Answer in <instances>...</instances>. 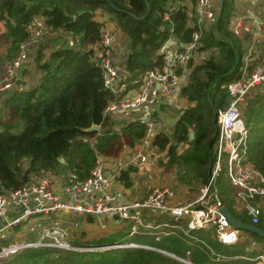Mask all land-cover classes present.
Returning a JSON list of instances; mask_svg holds the SVG:
<instances>
[{
	"label": "trees",
	"instance_id": "1",
	"mask_svg": "<svg viewBox=\"0 0 264 264\" xmlns=\"http://www.w3.org/2000/svg\"><path fill=\"white\" fill-rule=\"evenodd\" d=\"M216 2L218 11L214 21L209 22L207 28H199L197 50L207 55L199 62L189 57L186 63L189 73L178 91L187 105L174 110L178 117L169 130L156 129L149 158L144 162H149L150 168L152 162L165 164L179 186H187L189 191H197L208 180L215 160L217 112L227 107V86L240 78L246 54L244 44L248 37L246 34L237 37L230 29L235 14L234 0ZM99 10L112 17L128 40V51L120 65L126 82L161 67L160 47L170 36L187 44L192 32L198 30L193 23L195 0H0V23L5 29L0 41H8L15 51L28 34L26 26L40 17L51 31L61 30L75 41L52 49L46 56L41 51L38 53L36 63L30 62L37 72L33 86L24 82L21 91L0 93V104L6 109L4 120L0 118V193L31 182L36 175H30L36 173L61 176L60 173L68 169L69 173L85 178L96 165L98 156L132 153L143 138L146 126L139 117L116 124L114 116L104 113L107 104L123 94L115 95L104 88L101 69L90 47L97 44L101 36L103 23L96 17ZM28 67L22 72H28ZM258 87L246 95L241 117L248 130L247 158L264 175V83ZM256 88L259 91L254 92ZM92 125L98 126V130L88 131ZM144 163L128 164L117 177L119 185L131 189L132 197L143 198L148 193L149 189L140 193L141 183L137 179L142 177L138 176L140 171H149L141 166ZM149 180L154 181L152 175ZM218 186L221 200L236 215L234 189L224 174ZM247 199L251 203L257 200ZM237 216L244 222L250 221L245 214ZM95 219L87 216L80 221L91 223ZM109 219L96 220L109 224ZM123 223L93 244L137 240L195 264H255V257L264 253L254 249L246 252L244 244L240 248L231 246L225 252L223 245L205 230L191 232L205 244L173 235L163 236L158 241L153 236L126 237L130 225ZM256 225L264 228V214ZM246 232L258 242H264L258 234ZM37 234L34 240L19 242L11 233L0 237V251L10 244L53 242L49 237H42V231ZM243 254L254 258H233ZM7 255L0 263L12 257L6 264H184L158 251L136 247L73 250L43 245L23 247Z\"/></svg>",
	"mask_w": 264,
	"mask_h": 264
},
{
	"label": "built area",
	"instance_id": "2",
	"mask_svg": "<svg viewBox=\"0 0 264 264\" xmlns=\"http://www.w3.org/2000/svg\"><path fill=\"white\" fill-rule=\"evenodd\" d=\"M215 0H195L194 19L198 30L192 32L191 40L184 44L174 36H170L160 47L163 63L160 68L145 71L137 79L130 82L123 81L120 66L116 62L118 54L115 48L117 32L114 27L103 25L101 36L93 49L94 59L101 69L102 81L105 89L116 98L107 104L105 114H122L138 111L141 113L139 121L145 124V134L139 145L126 158L112 162L98 159L90 174L80 178L75 173L61 176L41 174L35 176L31 182L18 189L0 193V237L33 217L41 216L39 221L29 224L33 231H42V237L48 230H55L61 235L53 242L43 243L22 242L10 244L2 248L0 256L14 253L18 249L30 246L62 245L66 231L61 228L64 220L74 223L73 234L76 230V219L87 216L101 219L109 217L126 222L130 225L126 237L149 235L158 241L162 235H176L179 238H192L194 243L205 242L191 232L195 230H211L223 244H232L238 239V230L232 228L226 215L222 211V202L217 190V179L224 172L231 185L239 188L237 195L247 200L245 210L251 217V224H258L264 214V203H251L247 198L256 195L264 197V186L257 182H264V175L247 160L248 130L242 120L240 103L244 101L251 89L264 82V66H256L247 74L242 70L240 78L227 86L228 105L217 112L218 137L216 142V156L210 170L207 182L199 188L198 195L189 200L178 197L168 186L153 187L143 198H127L121 192L117 177L128 164L144 163L148 160L152 137L159 127V121L153 114L166 100L178 94L185 84L184 70L187 60L197 50L204 21L213 22L216 16ZM256 29L255 36H259L260 18L252 14ZM194 25V24H193ZM239 25V24H237ZM27 36L18 44L14 54L5 59L0 67V93L5 94L13 89L21 91L24 88L22 71L31 62L33 50L46 38L51 29L44 18L40 17L26 26ZM238 28L234 33L238 34ZM78 41V40H77ZM10 210L16 213L9 216ZM64 216V220L58 216ZM160 216L168 220L157 219ZM152 218V219H151ZM47 221V225H45ZM68 221V222H69ZM67 237V236H66ZM63 241V240H62ZM93 250H103L116 247H136L155 250L184 264H195L185 257L155 248L141 242L128 244H107ZM72 249V247H68ZM80 248L78 250H85ZM189 250L186 254H189ZM257 264H264V254L256 258Z\"/></svg>",
	"mask_w": 264,
	"mask_h": 264
},
{
	"label": "crops",
	"instance_id": "3",
	"mask_svg": "<svg viewBox=\"0 0 264 264\" xmlns=\"http://www.w3.org/2000/svg\"><path fill=\"white\" fill-rule=\"evenodd\" d=\"M261 1L262 2H264V0H234V6H235V14H234V16H233V19H232V21H231V26H230V29H231V31L233 32V34L234 35H236L237 37H240L243 33H246L247 34V32H248V35L250 36V38H252V42L250 41V38H248V40L247 41H249V45L247 46V49H246V54H245V57H244V66H243V68H242V70L244 69V68H246V72H247V74H249L251 71H252V69H254L256 66H264V55L262 54V52L259 50V48L257 47V42L259 43V41H260V39L262 38V36H263V34H264V32H263V25H264V19H263V17H262V13L263 12H256V7H258L259 6V4L261 3ZM215 5H216V0H215ZM244 6H247V7H244ZM214 9H215V7H214ZM216 10V12L218 11V8H216L215 9ZM246 12H247V14H246ZM244 13V14H243ZM237 14V15H236ZM252 14H255V15H257V16H259V18H260V29H261V32H260V35L259 36H255V30H257L256 29V24H255V21H254V18H252ZM97 19H98V21H101L102 23H103V25H109V26H112V27H114L116 30H118V32H117V39H116V42H115V48H116V52H117V54L118 55H124L125 54V51H126V53H127V51H128V49H127V44H126V42H125V39L124 38H122L121 36L123 35L120 31H119V29L116 27V25H115V22L114 21H112V19L110 18V16L108 15V14H106V13H104V12H101L100 10L97 12ZM248 21H247V20ZM244 21V22H243ZM192 23V22H191ZM193 23H195V19H194V22ZM204 23V24H203ZM201 25H200V29L202 28V27H204V28H207L209 25H208V21H204ZM237 24H239V25H237ZM103 25H102V27H103ZM238 28V34H235L234 33V29L235 28ZM241 29H242V32H241ZM4 26H3V24L2 23H0V34H3V32H4ZM124 36V35H123ZM264 37V36H263ZM121 38V39H120ZM120 39V40H119ZM127 39V38H126ZM119 40V41H118ZM127 43H128V40H127ZM244 46H245V44H244ZM159 53H160V51H159ZM207 55V52H203V51H198V50H195L194 52H193V54H192V59H193V61L194 62H197L198 61V59H201V58H203L204 56H206ZM125 59V55H124V57H123V59L122 60H124ZM261 60V61H260ZM0 61L2 62H0L1 64H0V67L3 65V59L2 58H0ZM122 63V62H121ZM121 63L119 64V66L121 65ZM249 65L251 66L250 68H248L249 67ZM30 70L28 71V72H26V73H23L22 72V79H23V81L24 82H26V83H28V81H29V77L30 76H32V75H34L35 74V72H34V65L32 64L31 65V63L29 64V67H28ZM183 70H184V77L186 76V78H187V76H188V73H189V71H188V69L186 68V66H185V68H183ZM242 74V73H241ZM35 77V76H34ZM36 83V81L34 80L33 82H32V84H31V86H33L34 84ZM29 84V83H28ZM187 105V102H186V100L184 99V98H181L178 94L177 95H175V96H172L171 97V100L170 99H168V100H166L164 103H161L160 104V106L158 107V108H156V110H155V112H154V114H153V117L156 119V120H158L159 121V127L160 128H163L164 130H169L170 129V127L172 126V124L170 123V119H171V117L172 116H174V112H173V110L172 109H179L181 106H186ZM171 109V111L173 112L172 114V116L171 117H168V115H167V111H165V110H170ZM5 114H6V111H5ZM110 116H114V118L116 119V124H121L122 122H126L127 120H132V119H136L137 117H139V116H141V113L140 112H138V111H132V112H126V113H122V114H110ZM122 117H125V118H122ZM99 128V127H98ZM98 128H97V130H98ZM215 156H216V143H215ZM130 154V153H129ZM129 154H127L126 152H123V153H121L119 156H117V157H105V156H98V159H101V160H106V161H109V162H112L113 160H116V159H120V158H126ZM246 162L250 165V166H254V165H252L251 164V162L248 160V158H247V160H246ZM213 165V164H212ZM212 167V166H211ZM210 170H211V168H210ZM140 173H143L144 174V172H141L140 171ZM222 174H224V172H222L221 174H220V176L222 175ZM225 175V174H224ZM220 176L218 177V179H217V190H218V194H219V197L221 196V194H220V188H219V186H218V183H219V178H220ZM55 177V176H54ZM226 179H227V177H226ZM227 181H228V179H227ZM154 182V181H153ZM229 182V181H228ZM230 183V182H229ZM205 184V183H204ZM204 184H201L200 186H199V188L202 186V185H204ZM257 184L258 185H260V186H264V182H262V181H258L257 182ZM231 185V184H230ZM121 186V185H120ZM164 186H168V187H170V188H172L173 190H174V192L177 194V196L178 197H180V198H182L183 200H189V199H192V198H194V197H196L197 195H198V191H199V188H198V190L196 191V193L195 194H193V195H186L185 194V192H184V190L183 189H180V190H178L177 188H175L174 186H172L171 184H154V185H152L150 188H149V190H148V193H149V191L153 188V187H164ZM232 186V189H234V192H233V197H234V200H235V202H234V204H233V207H234V211L236 212V215L235 214H233L232 212H231V210L223 203V201L221 200V202H222V206H225L227 209H229V211L232 213V215L237 219V220H239V221H241V222H244V221H242V220H240L239 218H238V216H237V214L238 215H241V214H245L248 218H249V220L250 221H248V222H244V223H252L251 222V217L247 214V212H246V210H245V203L247 202V200L246 201H244L243 199H241L238 195H237V193H238V191H239V188L238 187H236V186H233V185H231ZM133 187V186H132ZM121 192H122V194L123 195H125L127 198H138V197H132V195H131V189H125V188H123L122 186H121ZM147 193V194H148ZM222 197H220V199H221ZM255 198H257V200H254V201H252V203H255V204H257V203H264V197H262V196H260V195H256V197ZM248 202H250L249 200H248ZM16 212L14 211V210H10V212H9V216H13L14 214H15ZM262 217V216H261ZM152 219V218H151ZM157 219H159V220H168V217H166V216H160V217H158ZM81 220H83V218L81 219ZM260 220H261V218H260ZM86 221V220H85ZM84 221V223H87V222H85ZM102 222V221H101ZM260 222V221H259ZM108 228H109V231L111 232V231H113V230H117L120 226H121V223H123V222H121V221H118L117 219H109L108 220ZM110 223H112V224H110ZM88 224V223H87ZM232 226V225H231ZM232 228H234L233 226H232ZM262 228V227H261ZM234 229H236V228H234ZM264 229V228H263ZM236 230H238V239H237V241L236 242H234V243H232V244H223V243H221L218 239H217V236H216V234L213 232V231H211V230H205V231H209L210 233H211V235H212V237L214 238V239H216L220 244H222L223 245V251H227L228 250V248H232L231 246H234V245H236V246H238L239 248L240 247H242V246H240L241 244H244L245 246L243 247V249L244 250H246V252L249 250H252V249H254L255 251H264V246L261 244V242H258V240H256L254 237H252V236H250L249 234H247V230H244V229H236ZM195 231H197V230H195ZM53 232H55V230H53V229H51V230H48L47 231V233L45 234V236H47V237H49V238H51V239H58V238H54L50 233H53ZM56 234H59L58 232H55ZM173 235V234H172ZM172 235H162L161 237H160V239L163 237V236H172ZM136 236H140V235H136ZM136 236H133V237H136ZM143 236H149V235H143ZM173 236H176V235H173ZM176 237H178V236H176ZM74 238V237H73ZM135 242H139V241H137V240H134ZM144 243V242H143ZM264 254V253H263ZM260 255H262V254H260ZM227 258V257H226ZM232 258V257H231ZM233 258H235V259H245V260H251L252 258H254V257H250L248 254H243V255H235ZM255 258H257V257H255ZM256 260V259H255ZM255 264H257V262H255Z\"/></svg>",
	"mask_w": 264,
	"mask_h": 264
},
{
	"label": "rangeland",
	"instance_id": "4",
	"mask_svg": "<svg viewBox=\"0 0 264 264\" xmlns=\"http://www.w3.org/2000/svg\"><path fill=\"white\" fill-rule=\"evenodd\" d=\"M244 7H247V6H244ZM216 8H218V2H216L215 9ZM256 12H263L261 15H262V17L264 19V2L261 1L259 6L256 7ZM246 14H247V12H246ZM110 18H112V17H110ZM262 27H263V32H264V25ZM241 32H242V29H241ZM245 34L246 33H243L240 37H244ZM263 36H264V34H263ZM263 36L260 39L259 43L257 42V47L259 48V50L264 55V50H263L264 49V37ZM121 37L125 39V42L127 44L126 46H127V49H128V43H127L126 37L123 36V35ZM246 37L250 38V36L248 35V32L246 34ZM247 40L245 41V49H247V46L249 45L248 44L249 41H247ZM250 41L252 42V38H250ZM74 43H75V41H73L72 37L69 34H67V33H65V32H63L61 30L50 32L49 34H47L46 38L42 41V44L40 43L33 50L32 54H31V62L33 61L34 63H36V57H37V55H38V53L40 51L43 52L44 55L46 56L52 51V49H54L56 47L71 45V44H74ZM14 52H15L14 48H11V45L9 44L8 41H6L5 39L0 41V58L3 59V62H4L5 59L10 58L13 55ZM124 55H126V51H125ZM124 55H118V58H116V62L118 64L123 62L122 59H123ZM200 60H202V58L198 59L197 62H199ZM34 72H35V74L28 78L29 79V81H28L29 85H31L32 82L35 80L34 76H36V73H37L36 69L34 70ZM260 85H258V86H260ZM258 88H256L254 92L259 91ZM246 99L247 98H245L244 101L240 103V110L243 107V105L245 104ZM174 110L175 109H173V112L175 113L174 116H172L173 112L171 110H165V111H167L168 117L172 116L171 119H170V123L171 124L174 123V121L178 117V113L176 111H174ZM5 111H6V109L0 104V118L2 120H4L3 116L5 115ZM122 118H125V117H122ZM152 163L153 164H151V168H150V163L149 162L144 163V164L141 165L145 169H149V171H147V172L144 171V174H142V173L138 174V176H142L141 178L137 177L138 181L141 183V185L139 187L140 188L139 190H140L141 194L142 193L144 194L146 189H149L154 184H171L172 186H174L178 190L183 189L185 194L186 195H190V196L196 193V190H193V191L187 190L186 189L187 186H185L186 188L182 187V186H179L180 184L178 183V180L175 178V175L173 174V172L171 170H167L166 169L165 164H159L157 162L156 163L152 162ZM25 167H26V165H24V168ZM63 173L68 175L69 174V170L68 169H64L60 174L62 175ZM39 174L41 175V173H36V174H32L30 176H33V175L40 176ZM151 175L154 178V182H149L150 181L149 180V176H151ZM41 218H44V217L36 216V217L31 218V219H28L22 224V226L20 228L10 230V231H8L6 233V235H9L11 233L13 235V237L15 238L16 242H19V241H22V240H34V239L37 238V235H38L37 234V232H38L37 228L35 230L31 231L28 228V226H29V224L34 223L35 221H39ZM58 218H61L62 221L64 220V216H62V215L58 216ZM80 220H81L80 218L76 219L77 226H76V230L74 231V234H73V225H74L73 222H71L69 220H67V221L64 220V223L61 224V228L66 231L65 237H64V239H62L63 241L61 240L62 245L63 246L67 245V249H68V247H72L73 250H78V249L83 248V247L86 248L85 250L98 249V247H94V246H101V245L93 244V243L96 241L97 238H100V237L105 236V235L108 234V232H109V228L107 227L108 224H102L100 220H96V219H95L94 222H91V223H88V224H86L84 222H81ZM123 225H124V223L121 224V226H123ZM81 236H82V238H81ZM55 238H59L60 239L61 235L57 234ZM88 242H92V243H88ZM121 244H125V243H121ZM126 244H128V243H126ZM261 244L264 245V242H261ZM7 256L8 255L0 256V260L7 258ZM11 258L12 257L2 261L0 264H6L7 262L10 261Z\"/></svg>",
	"mask_w": 264,
	"mask_h": 264
},
{
	"label": "water",
	"instance_id": "5",
	"mask_svg": "<svg viewBox=\"0 0 264 264\" xmlns=\"http://www.w3.org/2000/svg\"><path fill=\"white\" fill-rule=\"evenodd\" d=\"M98 126L92 125L87 130L88 131H95L97 130ZM60 162H63V159H60ZM25 182V180H24ZM222 211L226 215L228 222L236 229H244L250 232H254L258 234L259 236L264 238V229L251 223H244L239 220H237L232 213L227 209L225 206H222Z\"/></svg>",
	"mask_w": 264,
	"mask_h": 264
},
{
	"label": "bare ground",
	"instance_id": "6",
	"mask_svg": "<svg viewBox=\"0 0 264 264\" xmlns=\"http://www.w3.org/2000/svg\"><path fill=\"white\" fill-rule=\"evenodd\" d=\"M54 238L56 237V233L55 232H53V233H50Z\"/></svg>",
	"mask_w": 264,
	"mask_h": 264
}]
</instances>
